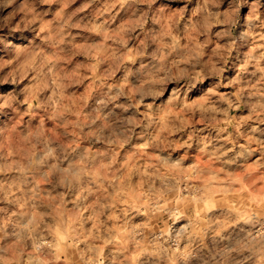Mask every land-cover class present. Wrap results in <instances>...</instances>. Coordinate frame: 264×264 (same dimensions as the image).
Listing matches in <instances>:
<instances>
[{
  "label": "clouds",
  "instance_id": "9594fccd",
  "mask_svg": "<svg viewBox=\"0 0 264 264\" xmlns=\"http://www.w3.org/2000/svg\"><path fill=\"white\" fill-rule=\"evenodd\" d=\"M0 264H264V0H0Z\"/></svg>",
  "mask_w": 264,
  "mask_h": 264
}]
</instances>
